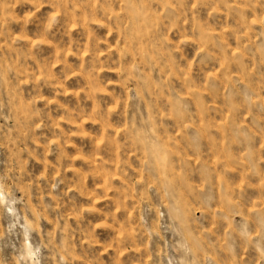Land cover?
Instances as JSON below:
<instances>
[{
	"label": "rangeland",
	"instance_id": "obj_1",
	"mask_svg": "<svg viewBox=\"0 0 264 264\" xmlns=\"http://www.w3.org/2000/svg\"><path fill=\"white\" fill-rule=\"evenodd\" d=\"M0 264H264V0H0Z\"/></svg>",
	"mask_w": 264,
	"mask_h": 264
}]
</instances>
